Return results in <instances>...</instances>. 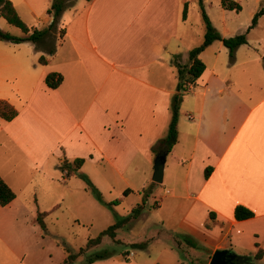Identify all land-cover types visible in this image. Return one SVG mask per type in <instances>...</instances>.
<instances>
[{"label": "crops", "instance_id": "0c3cea01", "mask_svg": "<svg viewBox=\"0 0 264 264\" xmlns=\"http://www.w3.org/2000/svg\"><path fill=\"white\" fill-rule=\"evenodd\" d=\"M190 1L74 0L62 13L64 34L54 53L46 57L47 63H39L41 69L33 75L24 67L12 69L13 93L0 98L17 115L10 121L0 117V138L13 143L25 161L10 170L9 179L0 172L16 193L8 205L0 206V264L19 260L31 234L25 217L32 216L28 221H34L31 207L12 185L17 174H42L50 196L66 184L65 190L77 196L87 189L68 186L72 176L60 171L61 162L76 158L102 161L114 169H131V177L142 165H154L177 92L173 57L177 55V61L186 64L190 49L203 39L202 32L192 37L187 13L182 17L184 3L188 9ZM24 3L33 17L49 25L48 7L38 13L29 0ZM263 18L264 13L248 35L264 31ZM258 36L254 46L247 47L248 38L233 57L221 41H214L199 55L206 67L183 95L178 140L169 148L164 165L165 193L153 206L156 211L165 209L169 219L178 216L174 226L159 221L171 244H162L154 254L149 249L154 236H148L142 248L147 256L136 257L133 252L128 260L116 254L90 264H183L174 247L182 235L207 246V260L217 249L244 257L247 254L239 249L247 241L252 250L247 262L251 256L254 260L256 244L264 257V44L260 42L263 36ZM216 43L217 51L208 63L203 56ZM49 72L63 76L56 89L44 82ZM208 167L211 171L206 178ZM126 189L132 191L130 186ZM126 196L122 193L117 200L122 202ZM238 205L251 210L253 217L236 220ZM20 227L27 234L15 241L10 233ZM182 246L190 259L195 248ZM79 260L84 264L82 257Z\"/></svg>", "mask_w": 264, "mask_h": 264}, {"label": "rangeland", "instance_id": "374dc122", "mask_svg": "<svg viewBox=\"0 0 264 264\" xmlns=\"http://www.w3.org/2000/svg\"><path fill=\"white\" fill-rule=\"evenodd\" d=\"M11 1L16 6L19 16L27 25H35L37 29L47 27L41 19L38 20L37 17L32 16L24 0ZM54 1L56 0H29L38 13L45 7L49 8ZM203 1V6L212 24L224 37L245 33L254 14L261 8H264V0H235L242 6L240 12L223 10L220 6V0ZM73 4L63 12L71 8ZM187 15L192 29V37L202 32L203 38L205 26L201 17L198 0L190 1ZM263 21L264 18L261 22ZM261 25L262 27L264 26L263 23ZM0 29L14 36L23 35L20 29L7 23L3 17H0ZM61 29L62 25L58 24L57 28L51 31L41 44L42 49H39L32 42L28 41L14 44L0 40V96L12 95L13 93L14 84L10 79L13 76V73H11L13 68L14 70H18L24 67V70H27L31 75L35 73V69H41L38 60L41 56L48 57L47 49L57 43V40L62 35ZM259 34L263 36L260 42L264 44V31L255 30L249 35L248 33L246 34L247 42L249 38V45L247 47L254 46V43L259 38ZM192 40L195 39L192 38ZM217 47L218 44L216 43L205 52L203 58L208 63L210 62L209 57L217 51ZM247 47L244 49H247ZM23 161H25V157L15 145L0 138V172L7 179H9L8 174L10 170L12 172L13 169H18L20 163H24ZM131 171V169H114L102 161L87 160L84 162L79 173L70 178L68 186L70 185L72 188L81 186L83 188L86 182L82 178V175L87 176L90 182L102 193L104 203L99 202L89 190L84 191L83 194H77V196L69 193L67 189L65 190L67 184L63 185L64 188L57 187L55 193L50 196L51 193L46 192L45 187L48 185L42 179V174H37V176L33 177L23 173L17 174L14 180L11 181L12 185H14V189L18 192L20 198L24 199L23 201L31 207L34 221H31L32 223L28 221L32 216L25 217L27 218V223L31 225V234L29 239L26 240L24 251L20 255L19 260L14 264H24L23 261L25 264H82V260H79L81 257L86 262L89 256L104 251L112 252L113 256L127 252L128 254L124 258L130 260L131 252H135L136 257L138 255H148L146 251L142 250L143 247L131 246L134 241H141L147 244L148 240H150L148 236H154V241L149 244V249L154 254L159 251L162 244H171L169 234L164 231L159 221L166 220L169 226H174L178 216H173L169 219L165 209L156 211L153 208L154 202L164 195L166 182L159 184L151 183L153 182L152 165H142L139 171L132 177L129 174ZM169 172L168 163L165 169V181L169 177ZM145 181L151 184H148V186ZM127 186H130L132 191L127 194L125 200L122 202L118 201L117 203V199L122 196ZM144 186L146 189L150 188L145 201V210L137 220L131 219L123 228L117 230L116 239L119 242H115L110 237L105 236L100 244L87 248L85 253L79 255L73 262L67 261L63 263V259L68 255V251L70 253L78 252L80 248L85 247L90 238L96 237L103 229L129 215L133 208L141 204L144 200V193L141 192ZM107 202L110 205H105ZM38 212L49 213L44 219L46 224L45 232H42L40 226L35 222ZM38 231L41 233H39L40 235ZM178 231L180 232V230ZM0 232L2 233V231ZM26 234V229L20 227L13 230L10 236L17 241L25 237ZM182 236L176 239L177 243L174 247L185 261L183 264H208L207 246H204L200 241L197 242L193 256H190V259L186 258L182 244L185 246L187 243L182 240ZM239 250L243 254H247L246 256H250L252 251L248 241ZM251 259V262L242 264H264V257L260 260H253L251 256Z\"/></svg>", "mask_w": 264, "mask_h": 264}, {"label": "trees", "instance_id": "16d2710c", "mask_svg": "<svg viewBox=\"0 0 264 264\" xmlns=\"http://www.w3.org/2000/svg\"><path fill=\"white\" fill-rule=\"evenodd\" d=\"M86 1H91V0H86ZM73 2L74 0L54 1L47 9V13L52 16L51 22L47 27L43 29H37L28 26L21 19L11 0H0V17H3L10 25L20 29L23 34L21 36H14L9 33L3 32L0 29V40L14 44H19L28 41V42H32L39 49H42L41 44L43 43L44 39L51 33V31L57 28L58 24H60V19L63 11L66 8L70 7L73 4ZM199 5H200L201 17L205 26L203 40L200 44L190 49L188 53V61L186 64H180L177 61L178 58L177 55L173 57V62L177 68V74H178V83L176 87L177 92L174 94L171 100V119L168 125L167 134L165 138L162 140V142H164L169 148H171L178 140L177 122H178L179 108L183 99V95L187 91L190 85L196 83L197 79L202 75L206 67L204 62L199 58L200 53L204 51L205 48H207L214 41H221L224 47H226L229 50L230 56L233 57L234 51L239 46L247 43V37H246L247 32L256 26L258 18L264 13V8H261L259 11H257L254 14L245 33L237 34L231 37H224L218 32V30L212 24L201 0H199ZM220 6L225 10H232L235 12L241 11V5L234 0H220ZM186 13H187V2L184 3L182 17L185 18ZM61 34L62 35L64 34L63 28L61 29ZM55 46L56 44L53 47L47 49L48 55H52L54 53ZM38 62L40 64H46L47 58L41 56ZM263 63H264V58H263ZM62 81H63V76L61 73L58 72H49L46 74L44 79L46 86L50 89H56L57 87L60 86ZM16 115H17V110L13 108L9 102H7L6 100H0V117L2 119L6 121H10ZM83 163H84L83 158H76L71 162H67V161L62 162V164L59 165V169L62 173H64L66 177H70L79 173V170L83 165ZM210 171H211V167L205 169L204 175L206 178L209 176ZM82 178L86 182L85 185L86 189L91 191L94 197L99 202L104 203L102 193L98 190V188H96L90 182L87 176L82 175ZM149 190L150 188L145 189L143 191L144 193L143 202L141 204H138L135 208H133L129 215L119 219L114 224L103 229L96 237L90 238L87 241L85 247L80 248L78 252L70 253L68 251V255L64 259V263L67 261L73 262L79 255L85 253L87 248H91L100 244L103 237L105 236L110 237L115 242H119L116 239L117 230L124 227L125 224H127L131 219H134L141 214L144 208L146 197L149 194ZM128 192L129 190L126 189L123 192V195L126 196ZM15 197H16V193L8 186V184L0 176V206L3 207L8 205ZM105 205H110V204L105 203ZM48 214H49L48 212H39L36 217V221L38 225L44 232L46 231V224L44 219ZM251 217H253V212L251 210L240 205L235 207L234 218L236 220L240 221ZM210 218H214L213 213H210ZM181 238L191 247L194 248L197 247V243L190 237L182 236ZM131 246L142 248L146 246V243L145 242L132 243ZM255 246L257 248V251L254 255V259L260 260L263 256V250L258 246V244H256ZM127 254H128L127 252H122L123 256H126ZM110 256H112V252H108V251L95 253L93 256H89L86 259V263L90 264L95 260L104 259Z\"/></svg>", "mask_w": 264, "mask_h": 264}, {"label": "water", "instance_id": "95a60500", "mask_svg": "<svg viewBox=\"0 0 264 264\" xmlns=\"http://www.w3.org/2000/svg\"><path fill=\"white\" fill-rule=\"evenodd\" d=\"M169 147L164 143L160 146L154 158L152 181L162 183L164 165ZM248 261V257H241L229 249H217L210 257L208 264H242Z\"/></svg>", "mask_w": 264, "mask_h": 264}, {"label": "built area", "instance_id": "2783aa9c", "mask_svg": "<svg viewBox=\"0 0 264 264\" xmlns=\"http://www.w3.org/2000/svg\"><path fill=\"white\" fill-rule=\"evenodd\" d=\"M132 255H133V253L131 252V253H130V257H132Z\"/></svg>", "mask_w": 264, "mask_h": 264}]
</instances>
